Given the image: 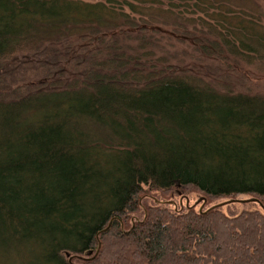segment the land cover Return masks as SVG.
I'll return each instance as SVG.
<instances>
[{
	"label": "trees",
	"instance_id": "trees-1",
	"mask_svg": "<svg viewBox=\"0 0 264 264\" xmlns=\"http://www.w3.org/2000/svg\"><path fill=\"white\" fill-rule=\"evenodd\" d=\"M242 67L264 74L258 0H0V264H264ZM146 189L263 207L134 218Z\"/></svg>",
	"mask_w": 264,
	"mask_h": 264
},
{
	"label": "rangeland",
	"instance_id": "rangeland-1",
	"mask_svg": "<svg viewBox=\"0 0 264 264\" xmlns=\"http://www.w3.org/2000/svg\"><path fill=\"white\" fill-rule=\"evenodd\" d=\"M258 2L260 3V5L263 7L264 9V0H258ZM189 55H193V53H188ZM203 64H200L198 66V71L202 72L205 74V69L207 67H209V69L212 72H215L217 74L218 77H216L219 82H221L220 84H227L229 85V83L224 81V76L226 75V73H223V67L226 66V63L223 61L222 64L221 62H212V61H207L205 59H201L200 60ZM197 62V61H195ZM231 63H228L227 65H229ZM193 68H196V66L193 65ZM236 73H239L240 76L245 78V82L244 83V79L242 78V80H237L235 82V88L236 90H243V91H251L253 92H257V93H262L264 95V74H259V73H255L253 70H251L250 68H246V67H242V70L239 71L238 69H235ZM248 71V73H247ZM252 72V73H250ZM225 74V75H224ZM14 74H12L13 76ZM237 76V74H235ZM233 75V76H235ZM249 75V76H248ZM249 87V88H248ZM238 199H250V197L248 196H243V197H238ZM257 199V198H256ZM235 198H232L231 201L227 199H221V200H216V201H212L209 202L208 199L197 192H186L185 190H175L174 192H161V191H153V190H148L146 189L143 193L140 194L139 198H138V203L141 205V209L142 211L138 212L137 214H134V218H143V212H146V206L149 205H161L162 207H165L171 211H186L188 208H192L195 209L196 211H205L211 207H213L214 205H217L223 201H226V203L224 202V204L219 205L218 208H221V210L229 215H235L243 210H250V209H254V208H258L259 205L256 202L253 201H245V202H238L235 201ZM259 200V199H258ZM233 201V202H232ZM260 201V200H259Z\"/></svg>",
	"mask_w": 264,
	"mask_h": 264
},
{
	"label": "water",
	"instance_id": "water-1",
	"mask_svg": "<svg viewBox=\"0 0 264 264\" xmlns=\"http://www.w3.org/2000/svg\"><path fill=\"white\" fill-rule=\"evenodd\" d=\"M235 201H238V202H241V203L245 202V201H253V202L258 203L261 207H263L262 203L256 198H250V199H247V200H235ZM222 204H224V203H220V204L214 205L213 207H216V206H219V205H222ZM97 252H98V250H97ZM97 252H96V254H97ZM91 253L92 252H90L89 254H91Z\"/></svg>",
	"mask_w": 264,
	"mask_h": 264
}]
</instances>
